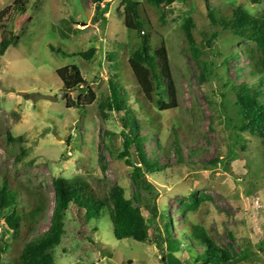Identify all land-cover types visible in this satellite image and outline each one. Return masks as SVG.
<instances>
[{"label":"rangeland","instance_id":"rangeland-1","mask_svg":"<svg viewBox=\"0 0 264 264\" xmlns=\"http://www.w3.org/2000/svg\"><path fill=\"white\" fill-rule=\"evenodd\" d=\"M15 1L0 0V14L4 13L0 41L4 30L19 36L18 44L0 56V185L7 176L11 184L19 182L31 190L41 187L47 193L49 214L56 178H81L103 191L119 186L133 201L138 189L132 175L139 164L133 158L129 164L130 157L123 153L120 117L106 110L102 115L99 107L102 97L109 94L108 73H115L110 66L136 42L126 30L122 1L102 0L92 5L91 0H31L23 15L9 10ZM236 7L255 17L264 16V0H179L164 8L165 25H155L168 46L180 88L179 107L161 114L159 142L168 145L173 128L181 132L182 162L174 152L168 158L161 154L158 161L164 171L148 174L146 179L157 191L159 214L167 212L170 217L173 238L184 229V217L178 210L195 198L199 207L187 214L188 219L204 227L215 243L233 256L234 264H264V141L234 128L233 95L226 92L220 78L203 72V62L213 59L203 47L202 33L211 32L208 11ZM147 10L155 22L156 11L148 6ZM63 21L77 31L67 39L61 37L60 30L65 32L67 26ZM186 33L199 45L197 60L184 53ZM218 39L225 53L237 51L228 45L230 35L222 33ZM50 46L66 56L54 53ZM91 48L95 53L89 61L75 55ZM111 52L117 53L114 60L108 58ZM71 65L79 68L95 94L96 101L85 108H68L67 103L90 104L87 88L67 93L68 98L61 90L57 70ZM247 65L243 56L232 60L229 77L237 79V66L243 67L246 75ZM119 69L129 67L121 62ZM215 69L223 73L221 67ZM243 81L244 77L237 79V83ZM129 101L135 105L133 96ZM189 125L198 126L193 138L185 136ZM7 131L13 141L7 138ZM145 149L149 155L158 151L156 140L149 138ZM191 150L198 154L192 156ZM133 204L141 206L139 196ZM141 209L144 217H149V211ZM47 228L48 223H41L38 232ZM65 229L55 250L56 264H165L162 260L168 255L186 264L190 257L186 251L168 249L159 218L147 243L117 240L109 217L81 226L74 207L67 212ZM2 240L14 238L0 218V244ZM15 255L8 252L5 264Z\"/></svg>","mask_w":264,"mask_h":264},{"label":"trees","instance_id":"trees-1","mask_svg":"<svg viewBox=\"0 0 264 264\" xmlns=\"http://www.w3.org/2000/svg\"><path fill=\"white\" fill-rule=\"evenodd\" d=\"M101 1L91 0L92 5ZM121 1L126 30L136 42L124 50L123 58L119 62L116 61L110 66L115 73H108L109 94L106 98L102 97L99 107L102 115H106V110L120 117L124 138L123 153L130 157L129 164H133L131 158L139 164L132 175L138 194L131 201L119 186L103 191L94 189L81 178H56L52 185L53 208L49 214V201L44 189L38 187L31 190L19 182L11 184L8 177L4 176L0 185V218L3 219L5 230L12 233L14 241L2 240L0 264H5L4 256L10 251L16 255L8 264H56L55 250L66 234L67 212L73 207L75 219L81 226H89L102 217H109L114 236L119 241L131 239L140 243L149 242L151 227L159 218L168 249L171 252L186 251L190 256L186 258V264H234L233 256L218 246L204 227L188 219L187 214L198 209V199L192 198L189 203L181 205L178 212L184 217V229L180 235L176 234L178 238H173L174 230L170 217L167 212L159 214L156 205L157 191L146 179L148 174L164 171L165 166L158 161L161 154L168 158L174 152L177 161L182 162L179 142L181 132L173 128L169 144L161 145L159 142L161 114L179 107L180 88L175 79L168 46L155 28V25L162 28L166 23L164 8L179 0H146L144 3L138 0ZM30 3L31 0H16L9 10L23 15ZM147 6L156 11L153 12L155 22L152 17L150 20ZM3 16L4 13H1L0 28H3ZM208 19L211 32L202 33L203 47L209 50L213 59L203 62V72L220 78L226 92L233 95L232 104L236 114L234 128L240 133H248L264 141V16L255 17L242 7H236L210 9ZM64 22L67 26L65 32L60 30L61 37L67 39L77 31L66 21H63L62 25ZM146 25L151 27V32ZM222 33L230 35L228 45H233L237 51L225 53L222 50L218 39ZM185 36L184 53L188 58L197 60L200 55L199 45L191 33H186ZM18 40V34L12 30H4L0 41V56H4L10 47H15ZM50 49L66 56L60 49L52 46ZM94 53L95 48H91L75 55L89 61ZM116 54L111 52L108 58L114 60ZM241 56L248 61L247 72L244 75L243 67L235 68L237 79L244 77L243 82L237 83V79L232 80L229 77L232 70L229 63L232 60L238 61ZM214 58L222 60L216 62ZM121 62L129 69H119ZM217 66L222 68L223 73L219 72L220 69H215ZM57 76L62 82L61 90L66 98L70 92L82 91L85 88L90 91V104L71 103L68 100V108H85L96 101L95 94L88 87L77 66L61 68L57 70ZM129 83L132 85L129 86ZM131 96L135 105L129 101ZM188 128L185 136L190 135V138H193V132L198 126L194 128L189 125ZM143 131L146 133L142 134ZM6 136L9 141L14 140L10 131L6 132ZM149 138L156 140L158 148V151H151V155L145 149ZM21 140L22 138L17 139L20 142ZM197 154V150H191L192 156ZM138 196L141 206H134L133 202L138 200ZM141 207L149 211V217H144ZM41 223H48V228L39 233ZM162 262L184 264L173 255H168Z\"/></svg>","mask_w":264,"mask_h":264}]
</instances>
